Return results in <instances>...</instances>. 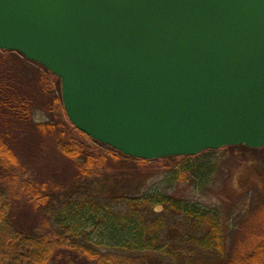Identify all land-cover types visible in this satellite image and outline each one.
Here are the masks:
<instances>
[{
	"label": "water",
	"instance_id": "95a60500",
	"mask_svg": "<svg viewBox=\"0 0 264 264\" xmlns=\"http://www.w3.org/2000/svg\"><path fill=\"white\" fill-rule=\"evenodd\" d=\"M0 49L57 76L69 121L125 155L264 146V0H0Z\"/></svg>",
	"mask_w": 264,
	"mask_h": 264
},
{
	"label": "trees",
	"instance_id": "16d2710c",
	"mask_svg": "<svg viewBox=\"0 0 264 264\" xmlns=\"http://www.w3.org/2000/svg\"><path fill=\"white\" fill-rule=\"evenodd\" d=\"M27 63L35 68L30 83L18 71ZM38 101L54 121L34 120ZM21 124L46 137L72 162L76 180H100L108 191L121 188L120 178L128 182L142 177V167L147 166L143 164L148 162L153 163V171L159 167L172 170L171 182L185 180L190 170L205 176L212 169L206 162L179 169L175 159L183 156L142 159L124 155L91 138L67 118L57 76L17 51L0 49V264H264L263 223L252 230L240 228L227 244L217 212L184 204L172 196L125 191L100 198L73 185L70 193H60L64 189L60 184H48L27 172L11 144L21 132ZM209 150L214 149L203 151ZM118 154L138 161L139 168L119 175L107 172L110 162L120 160ZM117 176L118 182L113 179ZM19 202L39 214L38 224L20 228L15 223L13 211ZM175 212L182 215L183 229L171 234L166 216ZM163 230L167 239L160 240Z\"/></svg>",
	"mask_w": 264,
	"mask_h": 264
},
{
	"label": "rangeland",
	"instance_id": "374dc122",
	"mask_svg": "<svg viewBox=\"0 0 264 264\" xmlns=\"http://www.w3.org/2000/svg\"><path fill=\"white\" fill-rule=\"evenodd\" d=\"M20 70L18 71L23 76L26 75L24 78L28 83L34 81L35 68L32 64L27 63V67ZM41 106L42 103L38 101V105L33 110L34 120L54 121L53 115L44 111ZM54 110L55 117H58V110ZM21 126V132L16 133V141L11 144L27 167V172L38 179L46 180L48 184H60L64 187L63 192L60 191V193L73 191L71 186L73 185L81 192L88 191L100 198L109 197L113 193L121 195L125 191L172 196L184 204L217 212L222 220V230H224L227 244L232 242L231 239L240 228L249 226L252 230L251 227H261L262 223L264 224V147L250 149L242 145L221 146L213 151L202 150L194 157L176 155L183 156L175 159L179 169L196 167L201 162L210 164L212 169L208 170L205 176L190 170L185 180L179 179L175 182L169 179L172 170L159 167V171L156 172L152 170L154 167L152 162L144 163L143 165L147 166L142 167L145 170L142 177H135L128 182L120 181L121 178L118 182L119 176L114 177L113 179L120 183L121 188L112 189V191L110 189V192L107 189L109 187L100 180L94 183L89 179L76 180L72 162L58 152L52 142L31 130L27 124H21ZM118 156L120 160L110 162L106 168L107 172H118L117 175H119L127 169L139 168L138 161L127 159L120 154ZM172 162L170 161L171 165ZM203 168L206 170V166ZM179 169L175 170L180 172ZM200 176L205 178L200 180ZM14 210L15 223L20 228H31L40 220L39 214L27 204L19 202ZM180 221H182L180 213H169L166 216V229H171V234L183 229ZM100 236L104 238L106 233L102 232ZM159 239H167L164 230L160 233Z\"/></svg>",
	"mask_w": 264,
	"mask_h": 264
},
{
	"label": "flooded vegetation",
	"instance_id": "af4514ba",
	"mask_svg": "<svg viewBox=\"0 0 264 264\" xmlns=\"http://www.w3.org/2000/svg\"><path fill=\"white\" fill-rule=\"evenodd\" d=\"M72 263H77V262H72ZM78 264H80V263H78Z\"/></svg>",
	"mask_w": 264,
	"mask_h": 264
}]
</instances>
